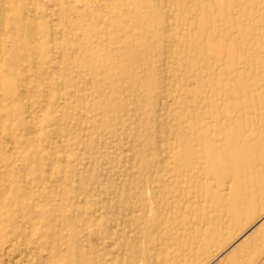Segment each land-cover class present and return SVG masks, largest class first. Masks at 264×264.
<instances>
[{"label": "rangeland", "instance_id": "1", "mask_svg": "<svg viewBox=\"0 0 264 264\" xmlns=\"http://www.w3.org/2000/svg\"><path fill=\"white\" fill-rule=\"evenodd\" d=\"M257 215L264 0H0V264H227Z\"/></svg>", "mask_w": 264, "mask_h": 264}, {"label": "crops", "instance_id": "2", "mask_svg": "<svg viewBox=\"0 0 264 264\" xmlns=\"http://www.w3.org/2000/svg\"><path fill=\"white\" fill-rule=\"evenodd\" d=\"M235 220L242 221L241 224L244 223L242 225L243 231L234 236L228 243L229 245L224 253L227 264H229L230 261H235L241 255L242 258L243 256L246 257L252 247L254 245V247H256V244H258L259 248L264 246V215L259 218L257 215L256 218L253 219L247 218L246 220L243 218ZM247 225L250 226L246 228ZM260 250L262 252V249ZM256 257L259 258L260 256L256 255Z\"/></svg>", "mask_w": 264, "mask_h": 264}, {"label": "bare ground", "instance_id": "3", "mask_svg": "<svg viewBox=\"0 0 264 264\" xmlns=\"http://www.w3.org/2000/svg\"><path fill=\"white\" fill-rule=\"evenodd\" d=\"M4 16V15H3ZM169 24V23H168ZM24 99V98H23ZM66 156V155H65Z\"/></svg>", "mask_w": 264, "mask_h": 264}]
</instances>
